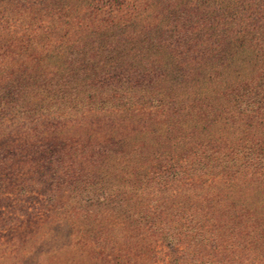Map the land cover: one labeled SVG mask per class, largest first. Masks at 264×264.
Wrapping results in <instances>:
<instances>
[{"label": "trees", "instance_id": "16d2710c", "mask_svg": "<svg viewBox=\"0 0 264 264\" xmlns=\"http://www.w3.org/2000/svg\"><path fill=\"white\" fill-rule=\"evenodd\" d=\"M157 2L73 25L53 0L34 36L6 15L0 202L47 206L0 216V264H264V0Z\"/></svg>", "mask_w": 264, "mask_h": 264}, {"label": "rangeland", "instance_id": "374dc122", "mask_svg": "<svg viewBox=\"0 0 264 264\" xmlns=\"http://www.w3.org/2000/svg\"><path fill=\"white\" fill-rule=\"evenodd\" d=\"M19 1H20L19 5H22L20 10L17 13L15 12L14 14L10 12V16H12L13 19L16 18L18 20L19 27L26 30V32L30 33L29 31H32L33 36L35 34L36 23L42 22V24H46L48 20L53 21L55 23H59V21H54V19L51 18V17H54L52 14H50L55 8L53 4L51 3L53 0H50V3H48L47 0H19ZM151 1L153 5H149V6H152L150 9V12L148 13V15L150 16L153 13L152 11L155 9V4L157 3L159 5V2H157V0L156 1L155 0H55V5L61 4L62 7L59 6V8H62L64 12L65 11L70 12L71 14L70 20L73 21L74 23L73 25L77 23L86 24L88 21L97 22V21H100L101 19L107 20L109 22H114V23H118L120 21L121 22L129 21V22L140 24V23H143L144 17L146 16V11H145V16H144V13L143 14H136V13L146 8L148 4L151 3ZM164 1H166L169 4L174 3V0H164ZM176 1L177 3H179V0H176ZM38 3H40V5H38ZM91 6L92 8H95V9L98 8L99 10L101 9L102 11L97 12L95 14L94 13L95 11L94 12L91 11ZM48 9H49V12L46 13L45 11ZM111 12H114V13H111ZM35 13L36 15H33ZM6 15L10 21L13 20V19H10L9 15L6 13V10L3 8V3H1L0 1V34L3 33L2 36L6 34V31L2 28V26L6 24L5 22ZM64 20H68V18L65 17L63 21ZM28 23H30L31 26H27ZM30 28H33V29H30ZM3 42H4L3 40L0 41V44ZM13 47L14 46H12V48ZM38 49L40 48H32L31 54L32 55L40 54V50ZM16 55H17L16 57L19 58V54L17 53ZM49 61L52 62L51 60ZM28 63H33V62H28ZM2 67L3 65H0V69ZM29 121H30L29 119L23 120L22 126H24V124L28 125ZM19 123H20L19 118L18 117L16 118V116H12V115L1 116L0 118V148L4 146L5 144V141L2 140L4 138L2 136L4 132H7L11 125L12 127H18ZM7 124L9 125V127L6 128ZM28 126H32V125H28ZM50 127H51V124L48 125L49 129ZM65 129L66 128L64 127L63 130ZM13 134L15 135L13 136V138L9 139V142L15 141L17 139V134L16 133H13ZM19 202L24 203V206L26 208H29V210H32L33 207L41 206L42 202L44 205H42L41 209L47 206L46 195L37 193L35 191H32L28 193L26 196L24 197L22 196L21 198L17 197L16 195H10L8 199L6 200V202H2V203L0 202V216L4 215L7 210L10 211L11 208L14 209ZM10 216H14V215L10 214ZM9 228L11 229L10 224L5 226L1 231V235L4 237L9 236L10 235ZM4 237H2L1 241L4 240L3 239Z\"/></svg>", "mask_w": 264, "mask_h": 264}]
</instances>
